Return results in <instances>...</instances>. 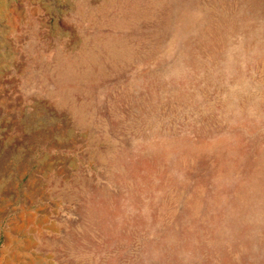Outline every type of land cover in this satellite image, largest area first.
Segmentation results:
<instances>
[{"label":"rangeland","instance_id":"rangeland-1","mask_svg":"<svg viewBox=\"0 0 264 264\" xmlns=\"http://www.w3.org/2000/svg\"><path fill=\"white\" fill-rule=\"evenodd\" d=\"M0 264H264V0H0Z\"/></svg>","mask_w":264,"mask_h":264}]
</instances>
